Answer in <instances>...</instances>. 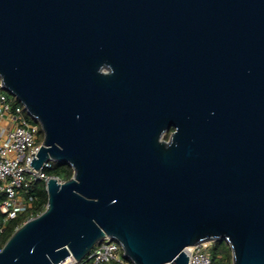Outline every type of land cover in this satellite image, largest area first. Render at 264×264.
I'll return each mask as SVG.
<instances>
[{
    "label": "water",
    "instance_id": "obj_1",
    "mask_svg": "<svg viewBox=\"0 0 264 264\" xmlns=\"http://www.w3.org/2000/svg\"><path fill=\"white\" fill-rule=\"evenodd\" d=\"M0 80L41 125L30 164L74 171L0 264L106 237L134 264L217 240L264 264V0H0Z\"/></svg>",
    "mask_w": 264,
    "mask_h": 264
},
{
    "label": "built area",
    "instance_id": "obj_2",
    "mask_svg": "<svg viewBox=\"0 0 264 264\" xmlns=\"http://www.w3.org/2000/svg\"><path fill=\"white\" fill-rule=\"evenodd\" d=\"M5 111L13 113L15 125L0 135V196H4L0 209L7 215V219H12L20 213L28 212L33 206V196H25L24 190L38 181L46 184L50 178L57 176L46 171L52 168L55 161L45 162L39 170L30 164L42 143L39 140L41 125L26 117L24 105L15 103L10 98V94L2 88L0 80V113ZM33 217L32 215L27 220ZM209 244L210 242H205L186 247L189 264H212ZM113 261L119 264L132 262L125 256L119 241L106 237L82 260L77 261L73 255H69L58 264H110Z\"/></svg>",
    "mask_w": 264,
    "mask_h": 264
},
{
    "label": "trees",
    "instance_id": "obj_3",
    "mask_svg": "<svg viewBox=\"0 0 264 264\" xmlns=\"http://www.w3.org/2000/svg\"><path fill=\"white\" fill-rule=\"evenodd\" d=\"M15 103H21L17 98L10 95ZM26 117L33 122H37L27 112ZM43 139V132L39 134V140ZM48 174L59 177L62 181L70 179L73 174L71 165L63 162H54L52 168L46 170ZM25 196H33L34 202L32 208L28 212L20 213L16 218L7 219V215L0 209V249L3 248L7 240L15 232L16 228L21 226L30 216H36L43 212L48 203V193L44 181L36 182L32 187L23 191ZM4 196H0V205ZM209 252L212 257V264H233L232 250L225 240L213 241L209 244ZM110 264H118L113 261ZM131 264H134L131 262Z\"/></svg>",
    "mask_w": 264,
    "mask_h": 264
},
{
    "label": "crops",
    "instance_id": "obj_4",
    "mask_svg": "<svg viewBox=\"0 0 264 264\" xmlns=\"http://www.w3.org/2000/svg\"><path fill=\"white\" fill-rule=\"evenodd\" d=\"M13 96V95H12ZM15 125L14 115L12 112H3L0 113V135L3 131H7Z\"/></svg>",
    "mask_w": 264,
    "mask_h": 264
},
{
    "label": "flooded vegetation",
    "instance_id": "obj_5",
    "mask_svg": "<svg viewBox=\"0 0 264 264\" xmlns=\"http://www.w3.org/2000/svg\"><path fill=\"white\" fill-rule=\"evenodd\" d=\"M173 130H174V128H172L171 131L165 135V138H166V139H169V136H170V134H171V132H172Z\"/></svg>",
    "mask_w": 264,
    "mask_h": 264
},
{
    "label": "rangeland",
    "instance_id": "obj_6",
    "mask_svg": "<svg viewBox=\"0 0 264 264\" xmlns=\"http://www.w3.org/2000/svg\"><path fill=\"white\" fill-rule=\"evenodd\" d=\"M6 91V90H5ZM8 92V91H7ZM9 93V92H8ZM11 95V93H9ZM119 264V263H118Z\"/></svg>",
    "mask_w": 264,
    "mask_h": 264
}]
</instances>
